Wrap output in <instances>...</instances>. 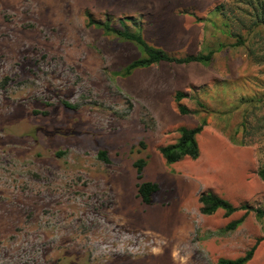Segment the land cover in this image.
<instances>
[{"label": "rangeland", "instance_id": "374dc122", "mask_svg": "<svg viewBox=\"0 0 264 264\" xmlns=\"http://www.w3.org/2000/svg\"><path fill=\"white\" fill-rule=\"evenodd\" d=\"M185 1L0 0V264H217L258 240L247 264H264V218L249 213L223 234L245 211L205 216L198 203L212 192L264 210V152L230 140L264 64L231 46L215 10L224 0L199 12ZM87 14L116 27L133 17L131 29L174 56L214 53L122 76L142 52L87 26ZM177 91L193 114L179 113ZM202 119L199 157L167 165L159 147ZM144 181L158 186L150 205L137 195Z\"/></svg>", "mask_w": 264, "mask_h": 264}, {"label": "trees", "instance_id": "16d2710c", "mask_svg": "<svg viewBox=\"0 0 264 264\" xmlns=\"http://www.w3.org/2000/svg\"><path fill=\"white\" fill-rule=\"evenodd\" d=\"M215 10L221 16L223 27L229 29V35L235 42L234 47H244L249 58L257 64H264V0H224L217 5ZM87 26L101 30L105 35L134 44L140 49L143 56L133 60L117 74L129 76L135 70L147 68L160 63H169L176 65H187L191 63L208 64L213 56V51L206 54L174 56L162 49L150 46L142 37L141 33L131 29L128 22L135 23L133 17L117 19L118 26L112 24L108 16L104 20H94L89 14L86 15ZM198 20V19H197ZM140 25V24H139ZM140 27V26H139ZM186 94L177 91L174 94V101L178 103V111L182 115L193 114L186 106L179 104ZM242 102L246 107L241 114V120L231 137V142L246 146L259 144V152H264V87L251 97L243 98ZM63 106L72 108L70 104L64 102ZM205 120L202 119L198 126L194 128L181 127L178 129L179 137L172 144L159 147L158 152L167 165L177 163L183 159L196 160L200 155V148L197 136L203 131ZM238 132L242 133L240 140L237 139ZM252 137L256 140H246L244 138ZM143 146V145H142ZM98 157L107 161L105 151H100ZM147 162L144 159H138L134 163L137 179L141 180L143 170ZM257 176L264 180V164L257 169ZM158 186L152 182H140L137 186V195L145 205H150ZM200 205L199 211L202 215L211 216L216 211L222 210L224 217H229L237 211H245V214L237 220L229 222L221 233L225 234L237 229L242 223L244 216L254 213L257 218H264V210L253 208L247 204L235 206L225 198L212 192L200 194L198 198ZM259 241V240H258ZM258 241L241 257L236 259L217 260V264H247L253 257Z\"/></svg>", "mask_w": 264, "mask_h": 264}, {"label": "crops", "instance_id": "0c3cea01", "mask_svg": "<svg viewBox=\"0 0 264 264\" xmlns=\"http://www.w3.org/2000/svg\"><path fill=\"white\" fill-rule=\"evenodd\" d=\"M184 6L185 7H190L191 9H193L195 12H199L200 8L203 6V5H212L213 4V0H186L184 3ZM203 4V5H201ZM189 19H191V17H187ZM193 20V19H191ZM191 64H194V63H191Z\"/></svg>", "mask_w": 264, "mask_h": 264}]
</instances>
